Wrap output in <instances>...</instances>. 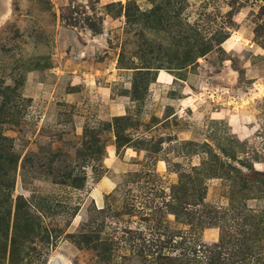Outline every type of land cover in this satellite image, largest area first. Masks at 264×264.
I'll use <instances>...</instances> for the list:
<instances>
[{
	"label": "rangeland",
	"instance_id": "obj_1",
	"mask_svg": "<svg viewBox=\"0 0 264 264\" xmlns=\"http://www.w3.org/2000/svg\"><path fill=\"white\" fill-rule=\"evenodd\" d=\"M2 135L15 264H264V0H0Z\"/></svg>",
	"mask_w": 264,
	"mask_h": 264
},
{
	"label": "trees",
	"instance_id": "obj_2",
	"mask_svg": "<svg viewBox=\"0 0 264 264\" xmlns=\"http://www.w3.org/2000/svg\"><path fill=\"white\" fill-rule=\"evenodd\" d=\"M144 13H142L143 15ZM127 16L130 18V8L127 9ZM0 143L3 150H7L6 154L0 156L1 163L5 166L0 172L1 186L6 190L3 193L4 199L0 201V237L3 238V244L0 245V264H6L9 259L10 264H15V254L23 250H35L36 236L41 234V231L47 233V227L43 224L42 218L35 213L33 208H37L36 198L32 195L30 199L18 195L16 199L13 196V187L15 178L11 172L15 170V165L19 161V155L14 150L13 139L6 135L0 136ZM3 178L5 182H3ZM12 228V236L10 231ZM61 231H58L57 238L60 237ZM23 235V237L21 236ZM20 238L22 240H20ZM26 241V243H25ZM47 243L48 240H45ZM27 252V251H26ZM27 255L29 253H26ZM242 261V259L240 260Z\"/></svg>",
	"mask_w": 264,
	"mask_h": 264
},
{
	"label": "bare ground",
	"instance_id": "obj_3",
	"mask_svg": "<svg viewBox=\"0 0 264 264\" xmlns=\"http://www.w3.org/2000/svg\"><path fill=\"white\" fill-rule=\"evenodd\" d=\"M50 263L52 264H67L66 260L62 256L53 258Z\"/></svg>",
	"mask_w": 264,
	"mask_h": 264
},
{
	"label": "crops",
	"instance_id": "obj_4",
	"mask_svg": "<svg viewBox=\"0 0 264 264\" xmlns=\"http://www.w3.org/2000/svg\"><path fill=\"white\" fill-rule=\"evenodd\" d=\"M158 75H159L158 77H160V73Z\"/></svg>",
	"mask_w": 264,
	"mask_h": 264
},
{
	"label": "water",
	"instance_id": "obj_5",
	"mask_svg": "<svg viewBox=\"0 0 264 264\" xmlns=\"http://www.w3.org/2000/svg\"><path fill=\"white\" fill-rule=\"evenodd\" d=\"M50 264H52V263H50Z\"/></svg>",
	"mask_w": 264,
	"mask_h": 264
}]
</instances>
